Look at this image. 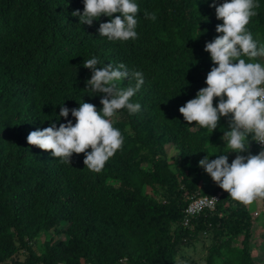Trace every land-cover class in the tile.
Instances as JSON below:
<instances>
[{"label":"trees","instance_id":"obj_1","mask_svg":"<svg viewBox=\"0 0 264 264\" xmlns=\"http://www.w3.org/2000/svg\"><path fill=\"white\" fill-rule=\"evenodd\" d=\"M210 2L137 0V39L110 41L97 33L108 17L88 25L71 15L82 0H0V264H188L184 247L197 242H208L205 264H256L248 206L202 184L197 167L205 154L227 151L219 139L229 118L207 136L178 112L212 66L203 46L221 21ZM255 10L245 27L264 41V0ZM92 55L98 67L124 63L144 73L131 98L141 109L119 110L113 126L123 143L99 172L84 167L83 153L68 164L25 139L48 125L57 104L101 107V94L84 89L83 60ZM217 191L213 211L185 215L190 196Z\"/></svg>","mask_w":264,"mask_h":264},{"label":"clouds","instance_id":"obj_2","mask_svg":"<svg viewBox=\"0 0 264 264\" xmlns=\"http://www.w3.org/2000/svg\"><path fill=\"white\" fill-rule=\"evenodd\" d=\"M258 3L259 0H222L220 3L211 0L208 6L214 7L215 18L221 21L215 26L219 35L203 46L212 66L205 75V86L178 108L183 121L191 125L189 127L199 126L207 136L217 128L220 117L229 118L220 137L228 151L205 154L197 161V167L202 168L228 197L243 205L264 197V148L254 154L247 151L249 141L264 145V63L257 59L264 58V41L254 39L245 27L250 17L256 15ZM82 4V11L71 13L79 24L90 25L101 16L108 17L98 25L100 37L110 41L137 39V0H82ZM98 65L100 61L95 55L83 60V67L90 72L84 89L91 93L90 96L101 94V107L97 109L83 100L73 108L57 104L58 114L45 119L50 121L48 125L37 127L25 138L28 145L50 150L53 158L68 164L72 154L83 153L84 167L94 172H99L121 147L123 136L113 126L111 118L120 115L121 109L129 115L140 111L141 104L131 98L144 82L141 70H131L124 63ZM125 79H132L134 83L121 86ZM214 97L217 98L215 106ZM69 114L74 122L66 119ZM62 118L63 122L57 126ZM229 152L235 153L230 162L226 155ZM209 156L214 158L209 159ZM216 194L220 197L216 208L223 197L221 191L199 196ZM192 198L194 196L189 197L186 207ZM253 213L257 216L258 211Z\"/></svg>","mask_w":264,"mask_h":264},{"label":"rangeland","instance_id":"obj_3","mask_svg":"<svg viewBox=\"0 0 264 264\" xmlns=\"http://www.w3.org/2000/svg\"><path fill=\"white\" fill-rule=\"evenodd\" d=\"M258 59L261 62H264L263 58H258ZM111 119L115 120L117 119V116H114ZM219 140H220L219 143L224 147L223 141L221 139ZM224 148L227 149L226 146ZM166 150L167 152H169L172 149L170 148V146H167ZM226 155L228 156V161L230 162L231 159L234 158L235 153L229 152V153H226ZM143 166L144 167L146 166L145 163L143 164ZM171 167L173 168V166ZM202 172L204 176H202L203 181H201V183L202 184L204 183V185L208 187L210 190L213 188H216L217 185L211 181L210 177H208V175L204 173L203 169H202ZM233 204L235 203H232V205ZM247 206L249 208L250 213L252 212L251 216L253 219V223L251 227L252 235H251L250 242H249V245H250L249 251L251 252V257L256 264H264V215L261 210L262 209L261 203L259 199L256 198L253 200L251 204H248ZM254 210L258 211L257 216H256V213H253ZM210 211H213V210H210ZM62 226L63 225H60V227ZM60 238L65 240L66 236L60 235ZM207 245H208V242H206L205 246H203L201 242H197L194 246L184 247V249L186 250L184 254L186 258L188 259L183 260V262H187L188 264H205V254H206ZM23 257H24L23 254L21 253L18 254L19 259H23Z\"/></svg>","mask_w":264,"mask_h":264},{"label":"built area","instance_id":"obj_4","mask_svg":"<svg viewBox=\"0 0 264 264\" xmlns=\"http://www.w3.org/2000/svg\"><path fill=\"white\" fill-rule=\"evenodd\" d=\"M255 148L258 150V152L261 150V148H264V145L259 144L258 142H255ZM256 151V153H258ZM215 198V199H213ZM219 195H211V196H198L191 199L189 204L187 205L185 209V215L188 218L193 217L194 215L198 214L203 209H209L213 210L216 206L217 201L219 200Z\"/></svg>","mask_w":264,"mask_h":264},{"label":"crops","instance_id":"obj_5","mask_svg":"<svg viewBox=\"0 0 264 264\" xmlns=\"http://www.w3.org/2000/svg\"><path fill=\"white\" fill-rule=\"evenodd\" d=\"M255 147V146H254ZM253 151V147L251 148V150L248 152V153H250V154H254V153H256V151L258 152V150H256V148H255V151L254 152H252ZM254 211H256V210H254Z\"/></svg>","mask_w":264,"mask_h":264}]
</instances>
